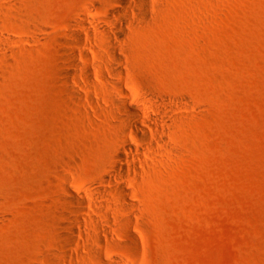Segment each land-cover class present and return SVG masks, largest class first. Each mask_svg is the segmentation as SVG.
I'll list each match as a JSON object with an SVG mask.
<instances>
[{"label": "rangeland", "instance_id": "obj_1", "mask_svg": "<svg viewBox=\"0 0 264 264\" xmlns=\"http://www.w3.org/2000/svg\"><path fill=\"white\" fill-rule=\"evenodd\" d=\"M148 3L0 0V264H264V0Z\"/></svg>", "mask_w": 264, "mask_h": 264}, {"label": "bare ground", "instance_id": "obj_2", "mask_svg": "<svg viewBox=\"0 0 264 264\" xmlns=\"http://www.w3.org/2000/svg\"><path fill=\"white\" fill-rule=\"evenodd\" d=\"M143 3L141 6L131 2L130 0H110L111 4L116 8V11H108L110 14V18L112 19V22L114 25L119 26L121 28L122 22L124 21H131L132 19H135L136 17H138V15H140L142 18H145L147 16V12L150 11L151 6L148 3V0H142ZM118 8H122L125 10L130 11L131 14L129 13H121L119 11H117ZM111 12V13H110ZM120 31L119 32H115L112 31L109 35L108 38L110 36V39L113 41V43L116 45L118 42V37H119ZM76 39H79V33H75L74 34ZM9 41V37L8 36H4V34H1L0 36V46L3 43H8ZM70 60L74 61L75 60V55L72 53L70 55ZM115 61H118L119 59L114 57ZM74 73H71L70 75H72ZM69 76V75H68ZM67 76V78H68ZM78 76V75H76ZM149 99L154 102L159 104L160 107L163 108V110H171L172 108V104L168 102L169 99H164L165 97L162 95H159L157 93H154L153 91L149 92ZM126 112L130 115V117L128 118H124V124L125 126L133 131V135L136 139H138L142 145H140L138 148L133 149L132 147H130L127 143L124 142V140H122V142L119 144L120 148L122 150H119L115 153L114 155V159L115 161L111 163L110 168L111 171H115V167H117V163L124 165L122 171H124L125 174H117L115 172H113L114 176H117V180L119 182H121L124 178H126L125 176L127 175V171L129 169V162L130 160H133V158L135 157V155H138V153H141L144 151V147L145 145H150L149 142V134L150 132L153 133H158L161 132L163 133L165 128L167 127V124L164 122H161L160 126H157L153 123H150L149 120L144 119L141 116V113H139L137 111V109L135 108H126ZM147 123V125L149 126V129H145L142 124ZM146 126V124H145ZM124 133V132H123ZM157 142H163V139L161 138V136L157 137L154 139ZM127 152L129 153L130 157L125 156L123 152ZM120 187V186H119ZM121 193H122V197L121 199L125 200L126 197V192L122 189V187H120ZM74 223L76 225L80 224V221L78 219L74 220Z\"/></svg>", "mask_w": 264, "mask_h": 264}]
</instances>
